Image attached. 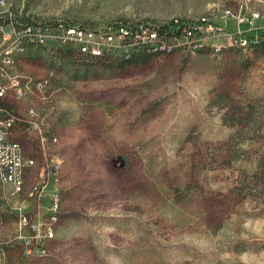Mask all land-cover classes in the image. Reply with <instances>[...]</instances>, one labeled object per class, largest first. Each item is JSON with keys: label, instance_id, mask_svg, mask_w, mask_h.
Returning a JSON list of instances; mask_svg holds the SVG:
<instances>
[{"label": "rangeland", "instance_id": "1", "mask_svg": "<svg viewBox=\"0 0 264 264\" xmlns=\"http://www.w3.org/2000/svg\"><path fill=\"white\" fill-rule=\"evenodd\" d=\"M8 4L6 27L27 19L113 33L147 27L170 49L115 39L102 60L26 49L36 57L20 71L50 80L51 97L28 103L59 169L40 191V139L28 127L12 132L37 165L19 197L0 189V264H264V0ZM236 106L252 110L249 123L230 122ZM46 226L54 234L46 253H29Z\"/></svg>", "mask_w": 264, "mask_h": 264}, {"label": "built area", "instance_id": "2", "mask_svg": "<svg viewBox=\"0 0 264 264\" xmlns=\"http://www.w3.org/2000/svg\"><path fill=\"white\" fill-rule=\"evenodd\" d=\"M7 12L0 13V19H12L10 12L11 5L8 0H0V9L7 8ZM2 14V15H1ZM225 18H234V13L227 10ZM242 23H251L260 18L259 14L252 17L241 16ZM208 22L207 19L202 20ZM8 27L10 30L7 31ZM6 27L0 23V34L3 48L0 50V189L9 197H19L25 187L26 176L30 169L37 165V160L27 157L19 140L14 139L12 132L17 128L28 127L35 132L43 150V163L40 169V191L47 187L49 181L58 172L59 165L47 150L46 133L43 122L34 104L28 101L34 95H40L41 99L50 98L52 93L48 90L50 80L47 78L37 79L30 77L20 71L24 67L28 56L34 51H26L28 47L39 46L49 48H72L84 55L91 57H105L116 51H111V42L115 39L118 42L129 41L145 47L157 46V49L167 51L170 48L161 44L157 31L147 27L138 29L120 25L114 33L105 29H95L87 25L75 24L66 21L43 22L33 21L29 23H16L11 21ZM116 36H118L116 38ZM119 44V43H118ZM161 44V45H159ZM163 45V46H162ZM115 47V43H113ZM170 52V51H168ZM12 98V100H10ZM20 103H27L25 114L19 110ZM57 137H52L51 142L55 143ZM51 213L52 221L56 220L59 213L58 195H52ZM26 223V219L24 220ZM38 228L37 226L34 229ZM38 230L34 237L36 246L28 241V252L36 249L45 254L44 242L53 238L54 234L49 226L44 232Z\"/></svg>", "mask_w": 264, "mask_h": 264}, {"label": "trees", "instance_id": "3", "mask_svg": "<svg viewBox=\"0 0 264 264\" xmlns=\"http://www.w3.org/2000/svg\"><path fill=\"white\" fill-rule=\"evenodd\" d=\"M33 21H37V20L27 19L25 21H22L20 24H22V23H29V22H33ZM60 50L61 51H59V52L64 51L66 53H72V54H74V55H76L78 57H84L85 59L87 58V59H91V60H102V59H107L108 58V56L107 57L106 56L105 57H101V58L91 57V56H88V55H84V54L80 53V51L75 50V49H72V48H60ZM36 53H37L36 51L32 52L31 53L32 55L31 56H28L27 60L29 62H32L34 60V58L36 57ZM131 61H132L133 64H136V65H138V62H140V60L134 61L133 58H131L130 61L128 60V61H125V62H131ZM248 108L252 109L253 106H249ZM235 110H237V111L233 114V117L231 116V121L230 122L232 124H236V123L237 124L238 123L239 124H242L243 122L249 123V120L251 119L250 116H251L252 110L251 111H247L245 114L242 112L243 111V108H241L239 106L238 107L236 106V109ZM225 122L227 124H231L229 121H227V119H225Z\"/></svg>", "mask_w": 264, "mask_h": 264}]
</instances>
